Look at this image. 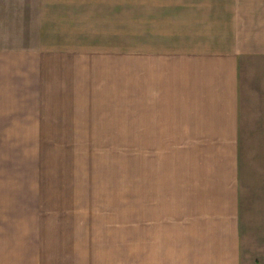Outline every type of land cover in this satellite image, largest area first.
I'll return each instance as SVG.
<instances>
[{"label":"crops","instance_id":"1","mask_svg":"<svg viewBox=\"0 0 264 264\" xmlns=\"http://www.w3.org/2000/svg\"><path fill=\"white\" fill-rule=\"evenodd\" d=\"M136 3V193L34 181L35 121L129 104L131 0L1 27L0 264H264V0Z\"/></svg>","mask_w":264,"mask_h":264},{"label":"rangeland","instance_id":"2","mask_svg":"<svg viewBox=\"0 0 264 264\" xmlns=\"http://www.w3.org/2000/svg\"><path fill=\"white\" fill-rule=\"evenodd\" d=\"M59 1L0 0V31L1 27L8 30L10 25L20 28L28 19V23L34 26V46L38 47L44 26L47 23L45 29L49 30L50 15L56 12L53 7ZM136 2L131 0L130 83L129 90L125 92L127 97L122 100L126 99L129 104L83 106L79 107L80 114L60 116L63 121L57 123L35 121L34 181H126L131 192L136 193L139 108ZM117 96L119 99L106 100L121 101V95ZM59 113L57 116L61 115ZM42 128L47 136L37 135L42 134L39 131Z\"/></svg>","mask_w":264,"mask_h":264}]
</instances>
